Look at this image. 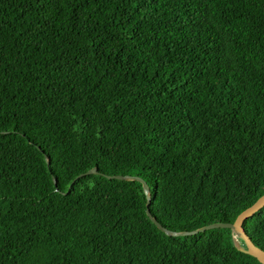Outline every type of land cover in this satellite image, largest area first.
<instances>
[{
    "label": "trees",
    "instance_id": "obj_1",
    "mask_svg": "<svg viewBox=\"0 0 264 264\" xmlns=\"http://www.w3.org/2000/svg\"><path fill=\"white\" fill-rule=\"evenodd\" d=\"M106 175L173 233L264 195V0H0V264H261Z\"/></svg>",
    "mask_w": 264,
    "mask_h": 264
},
{
    "label": "water",
    "instance_id": "obj_2",
    "mask_svg": "<svg viewBox=\"0 0 264 264\" xmlns=\"http://www.w3.org/2000/svg\"><path fill=\"white\" fill-rule=\"evenodd\" d=\"M92 173H97L99 174L98 168H93L90 171H87L86 174H92ZM85 174L79 175V177L84 176ZM108 179H116V180H132V181H138L141 182L144 186V192L148 198V203H147V215L150 218V220L161 230L163 231L166 235L168 236H175V237H180V236H194L197 235L201 232H206L209 230H214V229H231L237 237L241 238L244 243L246 248L239 247V250L256 258L261 264H264V251L260 248H258L252 239L248 236L244 229V224L245 222L252 218L256 213L261 211L264 208V195L250 208L245 210L243 213H241L238 218L236 219L235 223L233 224H214L211 226H207L203 229L194 231V232H182V233H173L165 230L162 228V226L156 221V219L152 216L151 211H150V205H151V197H150V189L147 183L141 179V177L138 176H123V175H106ZM55 184L57 185V181L55 180Z\"/></svg>",
    "mask_w": 264,
    "mask_h": 264
},
{
    "label": "rangeland",
    "instance_id": "obj_3",
    "mask_svg": "<svg viewBox=\"0 0 264 264\" xmlns=\"http://www.w3.org/2000/svg\"><path fill=\"white\" fill-rule=\"evenodd\" d=\"M237 245H238V247H242V245L239 242H237Z\"/></svg>",
    "mask_w": 264,
    "mask_h": 264
}]
</instances>
